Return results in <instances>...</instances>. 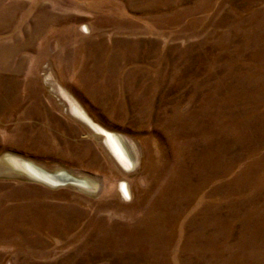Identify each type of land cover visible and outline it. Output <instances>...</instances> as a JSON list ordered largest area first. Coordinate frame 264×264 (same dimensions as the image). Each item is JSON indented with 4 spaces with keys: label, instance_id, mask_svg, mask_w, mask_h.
<instances>
[{
    "label": "rangeland",
    "instance_id": "rangeland-1",
    "mask_svg": "<svg viewBox=\"0 0 264 264\" xmlns=\"http://www.w3.org/2000/svg\"><path fill=\"white\" fill-rule=\"evenodd\" d=\"M0 264H264V0H0Z\"/></svg>",
    "mask_w": 264,
    "mask_h": 264
},
{
    "label": "bare ground",
    "instance_id": "bare-ground-1",
    "mask_svg": "<svg viewBox=\"0 0 264 264\" xmlns=\"http://www.w3.org/2000/svg\"><path fill=\"white\" fill-rule=\"evenodd\" d=\"M78 112L83 118L85 117L86 121H89V123L91 125L97 127L98 131L101 135H104L106 137L105 142L108 144L110 149L113 151V153L115 154V156L119 160L123 161L127 165H132V163H133L132 159L130 158L128 153H125V151H123V149L120 145V142H119L121 139L115 133L109 132V131L104 130L101 127H98L97 125H95V123L92 122L89 119V117L82 110H79ZM21 162H22L21 164L19 163L17 165H15V163L12 162L13 163L12 165L14 167H17V169L23 168L24 171H26L30 176H32L33 178H35L37 180L44 181L46 183H50V184H54V185H56L57 180H62V179L67 180V181H71V182L74 181L75 183L84 184V182H82V181L78 182V181L74 180L71 176L65 175L61 171L52 174V173H48L47 171L40 169L39 167H37L36 165H34L31 162L23 161V160H21Z\"/></svg>",
    "mask_w": 264,
    "mask_h": 264
},
{
    "label": "water",
    "instance_id": "water-1",
    "mask_svg": "<svg viewBox=\"0 0 264 264\" xmlns=\"http://www.w3.org/2000/svg\"><path fill=\"white\" fill-rule=\"evenodd\" d=\"M119 140H120V139H119ZM119 142H120V145H121L123 151H125V153H127V150H126V148H125V145L122 143L121 140H120Z\"/></svg>",
    "mask_w": 264,
    "mask_h": 264
}]
</instances>
